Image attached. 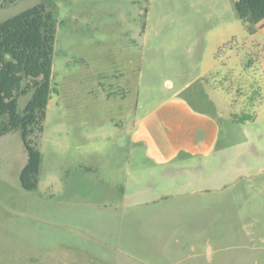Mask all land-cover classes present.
I'll list each match as a JSON object with an SVG mask.
<instances>
[{
  "label": "rangeland",
  "instance_id": "obj_1",
  "mask_svg": "<svg viewBox=\"0 0 264 264\" xmlns=\"http://www.w3.org/2000/svg\"><path fill=\"white\" fill-rule=\"evenodd\" d=\"M43 1L0 5V21ZM51 1L57 93L36 190L19 183V133L0 137V264H264V77L244 72L263 33L245 32L232 0ZM259 89L254 118L238 123L232 98ZM173 95L216 116L221 134L194 170L164 176L131 134ZM157 183L167 186L166 210L143 205ZM123 184L140 193L138 207L95 206Z\"/></svg>",
  "mask_w": 264,
  "mask_h": 264
},
{
  "label": "trees",
  "instance_id": "obj_2",
  "mask_svg": "<svg viewBox=\"0 0 264 264\" xmlns=\"http://www.w3.org/2000/svg\"><path fill=\"white\" fill-rule=\"evenodd\" d=\"M17 1L2 0L0 5L3 8ZM232 2L245 32L254 35L264 25V0ZM57 23L51 0L0 21V137L13 132L20 135L27 160L19 173V183L26 191H34L38 186L41 166L38 141L44 131L49 94L57 93V88L51 84ZM246 56L248 61L244 63V72L251 71L264 77V44L250 45ZM221 89L231 94L230 88L221 86ZM115 94L109 92L108 96ZM261 95L259 89L241 101L232 98V105L242 109L235 115L238 123L254 118L253 109L260 105ZM25 96L29 98L19 110V100ZM247 108L253 111L252 114L246 112Z\"/></svg>",
  "mask_w": 264,
  "mask_h": 264
},
{
  "label": "crops",
  "instance_id": "obj_3",
  "mask_svg": "<svg viewBox=\"0 0 264 264\" xmlns=\"http://www.w3.org/2000/svg\"><path fill=\"white\" fill-rule=\"evenodd\" d=\"M260 33H263V38L259 43L264 44V25L254 35ZM220 134L221 125L216 116L194 106L185 97L173 95L139 119L132 131L131 143L144 149L146 164L152 172L165 176L184 169L194 170L198 161L214 154ZM83 170L93 172L94 168L84 165ZM152 190H160V194H154ZM152 190L150 200L143 205H148L154 211L157 207L166 210V184L159 186L157 183ZM137 197H140V193L128 191L127 185H118L112 199L95 206L100 209L113 206L117 212L123 213L127 208L141 204Z\"/></svg>",
  "mask_w": 264,
  "mask_h": 264
}]
</instances>
